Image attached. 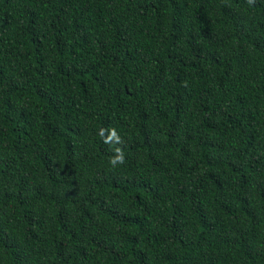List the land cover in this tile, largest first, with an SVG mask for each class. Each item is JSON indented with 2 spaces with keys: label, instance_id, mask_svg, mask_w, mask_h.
<instances>
[{
  "label": "trees",
  "instance_id": "1",
  "mask_svg": "<svg viewBox=\"0 0 264 264\" xmlns=\"http://www.w3.org/2000/svg\"><path fill=\"white\" fill-rule=\"evenodd\" d=\"M0 264H264V0H0Z\"/></svg>",
  "mask_w": 264,
  "mask_h": 264
},
{
  "label": "clouds",
  "instance_id": "2",
  "mask_svg": "<svg viewBox=\"0 0 264 264\" xmlns=\"http://www.w3.org/2000/svg\"><path fill=\"white\" fill-rule=\"evenodd\" d=\"M249 3H254V0H249ZM101 134H103V130H101ZM115 141L116 143H120V137L118 135V133L116 132L115 129H111L110 130V134L108 135V137L105 139V143H111ZM115 156L110 158L109 163L114 167L116 166L118 163L119 164H124L125 163V156L123 151L120 148H116L115 149Z\"/></svg>",
  "mask_w": 264,
  "mask_h": 264
}]
</instances>
